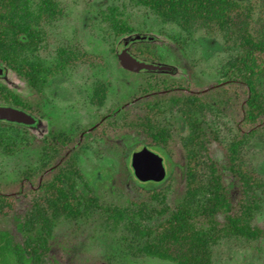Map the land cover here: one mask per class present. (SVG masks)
Masks as SVG:
<instances>
[{
  "label": "trees",
  "instance_id": "16d2710c",
  "mask_svg": "<svg viewBox=\"0 0 264 264\" xmlns=\"http://www.w3.org/2000/svg\"><path fill=\"white\" fill-rule=\"evenodd\" d=\"M132 3L176 26L179 36L169 34V38L180 51L186 49V40L200 35L213 38L226 49L237 48L240 55L228 69L225 81L206 91L170 83L156 73L139 74L146 80L131 98L104 116L106 122L101 130L105 135L109 128L122 131L168 155L173 148L182 151L184 192L170 203L169 186L166 187L170 178L160 184L138 186L128 161L131 146L121 150L125 169L122 175L144 198L126 207L104 210L112 212L117 223L124 222L137 258H156L173 264H215L213 250L222 239H264V226L256 222L264 207V177L240 159L246 140L264 130V89L260 83L264 76V0ZM60 11L56 0H39L37 5L33 0H0V63L6 73L13 72L27 82L36 95L32 101L24 98L0 77V104L21 107L40 117L41 98L49 80L78 63L106 62L102 55H88L78 45V49H70L53 38L49 25ZM131 22L120 18L111 24L110 53L123 68L116 47L127 37L142 33ZM151 46L136 44L131 51L141 59L162 61ZM39 51L51 54L53 63L29 61V55ZM175 53L178 55L179 51ZM214 91L220 92L222 101L236 110L237 135L226 147L218 142L202 113V107L209 104L205 95ZM138 104L141 105L136 111ZM166 108L180 112L187 135L176 138L175 124L164 120ZM0 126L24 131L19 135L0 133V153L15 156L28 152L32 159L31 167L16 184L0 183V220H11L15 225L14 234H6L4 253L14 264H55L53 247L60 227L82 220L100 208L76 160L85 132L75 128L54 130L36 138L25 133L27 127L3 122ZM169 161L172 168L177 167L172 159ZM155 219L149 226L147 222Z\"/></svg>",
  "mask_w": 264,
  "mask_h": 264
},
{
  "label": "rangeland",
  "instance_id": "374dc122",
  "mask_svg": "<svg viewBox=\"0 0 264 264\" xmlns=\"http://www.w3.org/2000/svg\"><path fill=\"white\" fill-rule=\"evenodd\" d=\"M38 1L33 0L35 5ZM56 2L60 4L61 11L49 25L53 38L70 49H78V45L88 55H102L106 62L99 65L78 63L49 80L45 96L41 98L42 112L41 116L37 117L39 123L35 127H27L25 132L36 138H42L54 130L75 128L85 132L81 135L82 142L76 160L90 189L98 198L100 208L82 220L60 227L53 247L55 264H173L156 258L135 257L133 242L127 238L129 233L124 230V222L117 223L112 212L104 210L114 209L115 206L126 207L133 201L143 200L144 196L138 192L135 185L129 181L125 182L122 175L125 169L121 150L132 146L128 160L130 162L131 154L147 145L134 137L123 135L122 131L107 127L108 135H105L101 130L106 122L104 116L131 98L138 86L146 80L139 74L148 73H129L125 67L118 64L117 59L110 53L111 24L114 19H129L142 31L131 36H154L156 40L153 42L132 44L130 51L136 44L152 45L151 48L158 52L162 61L151 62L174 68L171 73L156 74L163 75L170 83L189 87L190 90L206 91L208 87L224 82L228 69L234 66L240 51L234 47L226 49L213 38L200 35L194 37L195 39L186 40V49L180 51L169 38V34H180L179 29L164 23L152 12L134 6L132 0ZM262 26L264 33V21ZM181 37L185 39V35ZM124 40L116 47V55ZM177 51L178 55L175 53ZM31 60L50 64L53 63L54 57L39 51L29 55V61ZM3 78L10 88L24 98L31 101L36 99L31 86L13 72L6 73ZM260 83L264 89V76L260 78ZM204 98L209 104L202 107V113L217 135L218 142L226 147L237 135L234 125L235 107L222 101L224 98L218 91L209 96L206 94ZM141 104L135 106L134 110L137 111ZM123 114L125 115V112ZM163 117L166 123L172 122L173 126L175 124L177 139L188 134L177 109L166 108ZM101 119L103 120L100 123ZM5 131L18 135L24 133L17 127L0 126V133ZM153 149L165 158L167 178H170L166 184V187L169 186L168 201L173 203L172 200L176 201L184 192V154L176 148L171 149L169 155L157 148ZM169 159L177 163L176 168H172ZM240 159L245 166L264 177V130L246 140L240 152ZM31 164L32 159L28 152L15 156L0 153V183L6 186L16 184ZM172 169L173 173L170 175ZM139 184L137 185L140 186ZM155 221L156 219L147 223L151 226ZM256 222L264 226V207ZM14 226L11 220H0V264H14L4 253L6 234L13 235ZM213 253L215 264H264V239L254 242L242 237L224 238L214 247Z\"/></svg>",
  "mask_w": 264,
  "mask_h": 264
},
{
  "label": "water",
  "instance_id": "95a60500",
  "mask_svg": "<svg viewBox=\"0 0 264 264\" xmlns=\"http://www.w3.org/2000/svg\"><path fill=\"white\" fill-rule=\"evenodd\" d=\"M154 36L136 34L124 40L119 48L117 57L119 62L128 70L148 73H171L174 68L170 65L155 63L140 59L130 51V46L137 42H153ZM6 69L0 63V77H4ZM0 122L35 127L39 119L29 111L13 105L0 104ZM130 169L134 178L141 184L164 182L168 176L165 158L158 151L144 145L131 154Z\"/></svg>",
  "mask_w": 264,
  "mask_h": 264
}]
</instances>
